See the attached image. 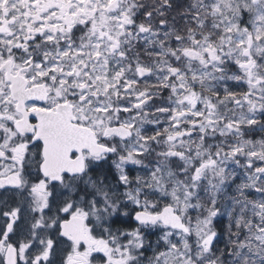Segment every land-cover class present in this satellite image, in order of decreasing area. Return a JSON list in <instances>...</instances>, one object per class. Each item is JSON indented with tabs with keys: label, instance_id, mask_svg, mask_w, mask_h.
Instances as JSON below:
<instances>
[{
	"label": "snow or ice",
	"instance_id": "1",
	"mask_svg": "<svg viewBox=\"0 0 264 264\" xmlns=\"http://www.w3.org/2000/svg\"><path fill=\"white\" fill-rule=\"evenodd\" d=\"M0 190V264H264V0H0Z\"/></svg>",
	"mask_w": 264,
	"mask_h": 264
},
{
	"label": "flooded vegetation",
	"instance_id": "2",
	"mask_svg": "<svg viewBox=\"0 0 264 264\" xmlns=\"http://www.w3.org/2000/svg\"><path fill=\"white\" fill-rule=\"evenodd\" d=\"M164 95L166 96L167 93H165ZM154 103L157 104V105H159V104H161V103H165V101H162V100H160V99H156V100L154 101ZM151 127H152V126H150V125H146V128L151 129ZM255 135H256V138H259V137H260V133H256ZM0 196H8V197H10V196H11V193H3V191L0 190ZM224 223H225V226H226V225H227V218H225ZM151 239H152L153 241H155L156 236L151 237ZM222 239H223V240H226V239H227L226 234H225V236H224ZM220 246H223V244H221Z\"/></svg>",
	"mask_w": 264,
	"mask_h": 264
}]
</instances>
